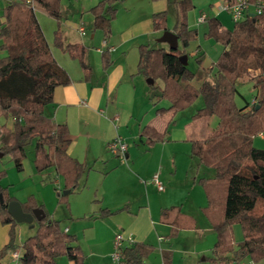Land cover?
Segmentation results:
<instances>
[{
    "label": "trees",
    "instance_id": "trees-1",
    "mask_svg": "<svg viewBox=\"0 0 264 264\" xmlns=\"http://www.w3.org/2000/svg\"><path fill=\"white\" fill-rule=\"evenodd\" d=\"M155 1V0H152ZM232 4L235 0H225ZM260 6V12L246 14L231 27L222 24L219 18L204 19V38H212L222 48L217 58L203 68L191 70L183 65L178 56L187 53L191 41L197 39L198 29L189 27L188 12L194 7L192 0H176L177 17L173 32L177 34L178 46L153 47L138 45L137 73L162 81L159 98L166 99V107L156 111L163 114L164 125L156 129L143 125L140 137L147 144L163 141L168 134L174 115L191 105L199 96L203 104L192 117L217 118L216 124L205 137L190 139V154L198 165L214 169L211 177H200L206 196L201 208L216 233L209 262L226 259H253L264 264V148L253 145V137L264 131V0H248ZM117 0H99L89 7L92 16L91 32H110V22L115 16ZM61 0H6L0 6V153L10 155L15 168L21 171L27 146H33V167L36 172L53 168L63 180V189L72 192L88 169L85 163L72 157L66 150L69 143L66 124L55 122L44 112V107L53 100L54 89L71 81L64 68L56 61L36 11H42L57 21L53 44L71 58L77 59L88 80L92 69L86 61L88 47L82 42H65L60 29ZM152 29H167V12L152 13ZM202 53L194 57L198 66ZM188 58V56H187ZM102 71L112 60L107 49L101 51ZM250 74V75H249ZM200 77L197 85L192 81ZM249 79L256 89L254 101L245 100L241 106L235 97L239 93L237 80ZM11 124L8 125V120ZM6 170L0 169V180ZM0 223L8 224V239L0 248V259L7 253L20 249V264H56V259L65 256L71 264H85L86 254L77 243L74 234L65 232L55 219L38 202L33 194L21 201L22 209L31 212L42 208L44 215L34 219L32 234L17 243L16 222L8 213L6 205L15 197L0 181ZM68 194V193H67ZM67 194L57 191L59 200ZM101 208L100 213H112ZM160 219L176 227L192 228L194 220L181 212L179 206L163 208ZM239 224L242 239L235 245L225 242L224 231H232ZM153 247L135 241L122 248L120 264H143ZM167 253L163 254L166 262Z\"/></svg>",
    "mask_w": 264,
    "mask_h": 264
},
{
    "label": "crops",
    "instance_id": "crops-1",
    "mask_svg": "<svg viewBox=\"0 0 264 264\" xmlns=\"http://www.w3.org/2000/svg\"><path fill=\"white\" fill-rule=\"evenodd\" d=\"M170 2L172 0H151L149 3L154 13L161 10L167 12ZM220 3L221 0H215L210 3V7L213 10V16L219 18L225 26L222 21L223 10ZM202 14L205 18L208 17L204 12H200L195 20L196 25H190L188 22L189 27L198 29V36L202 35L206 29L205 21H197ZM89 17L92 24L90 13ZM67 22L71 23L70 20ZM202 23H204L203 26L199 25ZM72 25L77 31L79 26H83L78 25L77 22ZM139 25L138 21L132 23L131 27L137 26V29L131 30L130 35L119 42L113 41L112 34L103 38L102 42L104 41L106 45L104 49L108 50L112 60L105 72L102 71V63L100 69L95 70L91 63L93 57L88 50L86 61L92 69L88 80L84 79L83 71L76 59L60 50L59 55L64 60L59 61L52 51L56 61L65 69L71 81L66 85L57 86L54 89L52 102L44 107L47 116L55 122L66 124L67 137L70 141L65 148L72 157L88 165V169L93 168V164L89 165L91 161L94 162L97 159L105 161L109 155L116 156L109 152L107 143L118 135L125 142L127 139H132L137 146L130 149L127 144L124 161L116 156L120 158L122 165L97 171L96 173L102 177L101 180H90L91 171L87 169L78 181L77 187L81 186L82 189L76 192V187L74 191L67 192L66 198L59 200L57 195V191L63 193V180L56 173V177L50 180V183L46 184V180H40L41 184H37L41 188L36 187V190L31 192L51 216L60 221L65 232L75 235L77 243L86 254L85 264H120V261L112 258L114 236L118 232H121L124 238L123 247L128 245L129 237L134 241L152 245L153 249L144 258L143 264H209L206 256L211 255L216 233L201 210L206 204V196L199 178L211 177L213 173L211 172L210 176L200 177L190 175L193 157L190 154L189 140L196 137H191L188 123L194 118L192 116L199 107L197 106L193 111V102L185 109L178 111L169 124L168 134L163 141L153 144L142 141L143 138L139 133L143 125H152L156 129H161L164 125L163 114L156 109L166 107L168 101L165 99L167 101L165 105H158L159 99L151 102V98L145 94L147 89L144 77L136 70L137 46L142 43L150 44L143 35L147 37L153 33L158 35L161 31L152 29V26L140 28ZM226 27L231 26L226 25ZM94 32L90 31V38L95 37ZM85 34L79 33V36ZM62 37L65 42H82L88 47H95L97 53L101 54L99 50L101 44L85 42L82 38L67 41L68 35L64 30H62ZM126 40L134 41L132 47L136 49V59H128L126 49L119 52L118 46ZM186 50L188 57L194 58L202 53L200 57L202 59L204 55L198 39L191 41ZM196 51L197 54L193 55ZM152 111L153 113L150 114ZM182 117H185V122L179 121ZM7 122L8 125L11 124L10 119ZM196 165L199 169V165ZM0 169L3 168L0 166ZM42 172L50 175L55 171L50 168ZM111 172L121 174L122 177L119 178L120 180H110L107 185L104 178ZM154 173H158L162 189H158L154 184L152 180ZM47 185L53 186V192L50 194V209L45 203L43 194L40 193L43 192L42 189L48 187ZM7 187L14 195L11 187ZM90 189L92 194L89 192ZM100 189H103L101 194ZM24 198H18V201H24ZM171 206H179L181 212L193 218L194 227H176L162 221L161 210ZM101 208H107L113 212L101 214ZM198 212H201L208 221L203 222L204 227L201 228L197 225ZM27 225L30 232L25 236L32 234L35 229L34 224L27 223ZM7 228L8 225L0 224V247L8 239ZM210 233H213L210 236L212 238L207 240ZM232 234L233 230L224 231L225 242H233L229 238ZM164 253L168 255L166 262L163 260ZM6 263L4 258L0 259V264ZM56 264H71V261L65 256H60L56 259Z\"/></svg>",
    "mask_w": 264,
    "mask_h": 264
},
{
    "label": "rangeland",
    "instance_id": "rangeland-1",
    "mask_svg": "<svg viewBox=\"0 0 264 264\" xmlns=\"http://www.w3.org/2000/svg\"><path fill=\"white\" fill-rule=\"evenodd\" d=\"M5 1L6 0H0V6L4 4ZM98 1L99 0H61L63 8H62V14H61L59 24H60V29L64 30L66 34L68 35V37H66L67 41L68 40L74 41V39L76 40V39L82 38L85 42L92 41L94 43L101 44L102 46V43H103L102 40L104 38V34L102 30L100 29L95 30L94 32L95 37L93 38L89 37V33L91 31L90 30L91 19L89 17L88 9L89 7L97 3ZM150 1L151 0H117V3L115 4L116 6L115 16L111 19L110 32H109V35L112 34L111 38H114L113 39L114 42L116 40L118 42L121 41L122 38L127 37L128 35H130L132 31H135L137 29V26L131 27V24L136 23V21L139 22L140 28L141 27L149 28L150 26H152L151 16H152L153 10H152V6L149 3ZM214 1L215 0H193L194 7L188 12L189 24L196 25L195 20L200 12H204L206 16L208 17L213 16V12H212L213 10L210 7V3ZM36 16L43 29L46 40L48 41L53 53L56 55L59 61L64 60V58L59 55L60 49L57 48L53 44V33L57 27L56 19L45 14L42 11H36ZM176 17H177V5H176V1L172 0V2H170L169 10L167 11V24H166L167 29L173 30V26L176 22ZM68 20H70L71 23L67 22ZM222 21L223 23H225V26L226 25L232 26L233 20L231 18V14L229 11L223 10ZM76 22L78 25L82 24L85 27L86 29L85 35L79 36L78 31L75 30V27L72 25V23H76ZM199 25L203 26L204 23L199 24ZM162 31L158 35L156 33L150 34L148 35V37L146 35H143L144 37H146V39H148L147 40L148 42L147 41H144V42L150 43L149 45L154 44L155 46L152 45L153 47H158V45L167 46L166 42H159L156 40L157 37H159L162 34ZM197 39L199 40L200 44L202 45V49L204 50V55L199 64V69L201 72H203L202 71L203 68L208 67L217 58L218 54L221 51L222 46L221 44L216 42L214 39L204 38L202 35H199ZM133 43L134 41L132 40H129V41L126 40L122 45L118 46L119 52H122L123 49H126L128 51V59L137 58L136 49L132 47ZM88 50H89V54L93 57L91 63L94 66L95 70L100 69V65L102 62L101 54L97 53V51L95 50V47L89 46L87 49V52ZM2 54H4V52H0V55ZM196 54H197V51L193 55H196ZM187 65L191 70H196L198 68L197 67L198 64L192 56L188 57ZM138 74H141L144 77V84L147 89V92H145V94L151 98L152 100L151 102L159 99L160 102L158 103V105H165L167 101L165 99L159 98L160 87L162 86V81L160 79H156L154 84H152L147 81V78H150V77H145L142 72H139ZM202 74L203 73H201V75ZM199 81H200V77H196L192 81V83L197 85ZM236 83H237V87L239 90V93L235 97L236 103L240 106L244 104L245 100L250 101V103H252L256 95V89L252 85L253 84L252 80L243 79V81H240L238 79ZM202 104H203V99L202 97L199 96L192 105L193 111L196 110L197 106L200 107ZM152 113L153 111L150 112V114ZM0 121H2V118H0ZM179 121L185 122V117H182V119ZM216 121H217V118L215 116L193 118L191 122L188 123L189 133L191 137H196V138L205 137L209 133V131L214 127V125L216 124ZM126 143L128 144L130 149L135 148L137 146L136 144H134L132 139H127ZM253 145L258 148H264V131L260 132L259 134L253 137ZM140 147L142 149V146ZM116 156L114 157V156L109 155L106 157L107 160L105 161L99 160V159L95 160L94 162L91 161L89 165L93 164V168L88 169L89 171H91L90 180L96 181V180L102 179L101 175H98L96 173L97 171H103L106 168L110 169L112 166L122 165L123 163L120 161V158ZM32 160H33L32 144L27 146V154H26V157L22 160L23 169L21 171H18L15 168V163L9 155L0 156V166L6 170V176L0 181L2 185L11 187L14 195L12 193L11 194L15 197L16 200H18V198L22 199L23 197H25L24 198L25 200L30 194H33V192L31 191L36 190V187L41 188L39 186V184H41L40 180H46V184H48L50 183V180H53L56 177L55 172L51 173L50 175H48V173L36 172L34 170ZM192 162H193L192 168L190 171L191 176H194V175H197L199 177L200 176H210L211 172L214 174V169L211 167H207L205 165H199L198 166L199 169H197L196 158L193 157ZM126 175L128 176L127 172H126ZM120 177H122L121 174L111 172L109 173L108 176L104 178V180H106V184L108 185L110 183V180H120L119 179ZM143 179L147 180L146 178H143ZM81 180H83V178ZM47 186L48 187H46L45 189H42L43 192H40V193L43 194L45 203L47 207L50 209L51 208L50 206V196L51 195L50 194L51 192H53V186H49V185ZM80 188L81 186H78L76 189V192L77 191L79 192ZM101 190L103 189H100V194H101ZM89 192H91L92 194V189H90ZM58 217L61 218V216H58ZM197 221H198L197 225L200 228L204 227L203 222H206V223L208 222L205 216L201 212H198ZM33 224L36 225L35 222H33ZM2 225H8V224H2ZM27 226H28L27 223H23V222L17 223L16 238H15V241L17 243H20L21 241H23V239L26 237L25 235L30 232ZM8 230H9V225L7 228V234H8ZM232 230H233V234L229 235V238L233 240L232 245H235L236 244L235 241H240L242 239V232H241V228L239 224L237 223L232 225ZM211 234L213 233H210L208 235L207 240L212 238L210 237ZM10 254L11 253L9 252L3 257L5 261L7 262L10 261V258H11Z\"/></svg>",
    "mask_w": 264,
    "mask_h": 264
},
{
    "label": "built area",
    "instance_id": "built-area-1",
    "mask_svg": "<svg viewBox=\"0 0 264 264\" xmlns=\"http://www.w3.org/2000/svg\"><path fill=\"white\" fill-rule=\"evenodd\" d=\"M220 6L222 10H227L230 12L233 22L243 19L245 15L250 14V12L259 13L261 10L259 5L251 4L248 0H235L232 4H228L225 0H221ZM204 19L205 16L202 14L197 18V21L202 22L204 21ZM78 32L80 34H84L85 28L83 26H79ZM105 46H106L105 42L103 41L102 46L99 48V50L102 51ZM107 149L109 150L110 153L119 156L123 160L127 149V143L123 140L121 136L118 135L107 143ZM152 180L154 184H156L158 189H162V183L159 180L158 173H154L152 175ZM123 240L124 238L121 232L115 234L114 251L112 253V258L118 262L123 258V254H122ZM127 240H128L127 241L128 245H132L135 242L131 237L127 238ZM10 253H11L10 261H8L6 264H20L19 256L21 255V251L15 249ZM209 264H256V263L253 261V259L249 257H244L239 260L226 259L223 261H216L212 263L210 262Z\"/></svg>",
    "mask_w": 264,
    "mask_h": 264
},
{
    "label": "water",
    "instance_id": "water-1",
    "mask_svg": "<svg viewBox=\"0 0 264 264\" xmlns=\"http://www.w3.org/2000/svg\"><path fill=\"white\" fill-rule=\"evenodd\" d=\"M253 14H254L253 12H250V15ZM157 41L166 42L171 49H175L178 46L177 34L169 29H164L162 31V34L157 38ZM178 58L183 65L187 64V53H183L179 55ZM147 81L149 83H153L152 78H147ZM0 156H2L1 153ZM67 192L68 190H64L63 194H66ZM0 202H3V198L1 194H0ZM6 209L8 213L12 216V218L18 223L23 222V223L31 224L34 219L39 220L44 215L43 209L39 207L32 209L31 212L24 211L22 209L20 201L16 199L9 201L6 205Z\"/></svg>",
    "mask_w": 264,
    "mask_h": 264
}]
</instances>
